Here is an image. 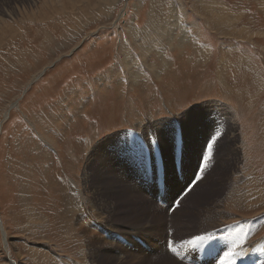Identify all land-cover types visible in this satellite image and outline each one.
<instances>
[{"label":"rangeland","instance_id":"rangeland-1","mask_svg":"<svg viewBox=\"0 0 264 264\" xmlns=\"http://www.w3.org/2000/svg\"><path fill=\"white\" fill-rule=\"evenodd\" d=\"M255 244L264 264V0H0V264Z\"/></svg>","mask_w":264,"mask_h":264},{"label":"bare ground","instance_id":"bare-ground-1","mask_svg":"<svg viewBox=\"0 0 264 264\" xmlns=\"http://www.w3.org/2000/svg\"><path fill=\"white\" fill-rule=\"evenodd\" d=\"M108 1H110V0H108ZM107 4V1H100V2H97L96 3V5L97 6H100L99 8H98V10H96L95 8H88V7H86V8H83V14H84V16L86 17V16H88V14L91 12V11H93L94 10V13H97L99 10H104L105 8H106V6L104 5V4ZM109 6V5H108ZM88 8V9H87ZM97 8V7H96ZM85 12V13H84ZM215 227V226H214ZM204 232V231H203ZM200 233H202V232H200ZM199 234V233H198ZM256 244H259V243H256ZM255 244V246H252L253 247V249H251V248H249V247H247L248 249H246V247H242V249L241 248H239L240 249V251L238 252H235L236 254H235V257H238V254H239V257H238V259H240L241 261H244V264H255V255H254V253L253 252H256V251H261V249L259 248V247H257V248H255L257 245ZM162 248V247H161ZM237 250V249H236ZM263 251V250H262ZM261 251V252H262ZM241 252H244V256L243 257H241L242 255H240L241 254ZM163 253V252H162ZM167 253V252H166ZM263 253V252H262ZM171 255V254H170ZM264 255V254H263ZM167 256V255H166ZM157 256V257H159V258H155V259H152L151 257V259H150V261L148 262V263H154V261H155V263L156 264H177V263H175L173 260H171V258H173L172 257V255L171 256ZM149 257V256H148ZM39 258V257H38ZM49 258V257H48ZM40 259V258H39ZM39 259H38V261H39ZM175 261H177L178 263H180L181 264V262L179 261V260H177L176 259V257H174L173 258ZM261 261H264V258L262 259V255H261ZM42 260V259H41ZM45 260H47V259H45ZM44 260V261H45ZM41 264H43V263H41ZM46 264V263H45ZM49 264V263H48ZM218 264V263H217ZM220 264V263H219ZM223 264V263H222ZM237 264H241V262H239V263H237Z\"/></svg>","mask_w":264,"mask_h":264},{"label":"snow or ice","instance_id":"snow-or-ice-1","mask_svg":"<svg viewBox=\"0 0 264 264\" xmlns=\"http://www.w3.org/2000/svg\"><path fill=\"white\" fill-rule=\"evenodd\" d=\"M198 239H203V237H200ZM189 243H195V241H189Z\"/></svg>","mask_w":264,"mask_h":264}]
</instances>
